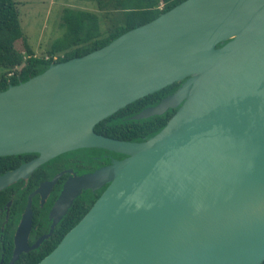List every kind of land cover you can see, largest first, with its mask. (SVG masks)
<instances>
[{"label":"water","instance_id":"water-1","mask_svg":"<svg viewBox=\"0 0 264 264\" xmlns=\"http://www.w3.org/2000/svg\"><path fill=\"white\" fill-rule=\"evenodd\" d=\"M175 82L182 83L174 93L131 117L176 109L155 135L128 142L94 131ZM79 149L123 158L69 178L52 207L49 233L31 247L29 196L11 264L49 238L83 190L104 185L37 264H261L264 0H184L99 49L0 91V157L38 155L0 175V190Z\"/></svg>","mask_w":264,"mask_h":264},{"label":"trees","instance_id":"trees-1","mask_svg":"<svg viewBox=\"0 0 264 264\" xmlns=\"http://www.w3.org/2000/svg\"><path fill=\"white\" fill-rule=\"evenodd\" d=\"M103 6L113 5L118 14L111 21L109 28L102 32L98 17L85 11H66L64 23L67 25V35L61 40L47 57H37L23 38L20 26L19 12L15 0H0V91L9 85L19 82L43 72L50 64L64 62L74 57H80L99 49L122 33L138 27L157 18L161 13L184 0H95ZM162 5L161 8L159 6ZM72 37L71 39L69 38ZM22 39L24 53L15 47V42ZM220 45H217L219 47ZM64 52L62 56L54 59L55 54ZM182 82H175L165 88L136 100L120 109L113 115L102 120L94 127V131L102 136L128 142H141L160 131L175 113V109H169L162 115H155L145 119H131L146 107L155 106L164 97L174 93ZM109 153L101 149H79L65 153L36 170L28 179L36 180L38 172H43L44 167L48 171H54L71 166L83 164L85 169H91L96 164H104L106 161H95L92 157L97 153ZM27 154L0 157V174L17 166ZM43 169V170H41ZM41 170V171H40ZM46 171V170H45ZM46 171L47 177L50 173ZM25 193H16L14 202L25 199ZM88 191L78 197L69 209L64 219L58 225L52 235L44 240L35 250L22 254L15 264H37L44 256L51 252L64 234L70 230L90 209L99 197ZM8 199L5 191H0V207ZM67 224V226H65ZM264 264V261L261 263Z\"/></svg>","mask_w":264,"mask_h":264},{"label":"flooded vegetation","instance_id":"flooded-vegetation-1","mask_svg":"<svg viewBox=\"0 0 264 264\" xmlns=\"http://www.w3.org/2000/svg\"><path fill=\"white\" fill-rule=\"evenodd\" d=\"M37 156H38L37 154H27L26 157L21 159L20 163L17 166H15L10 170L4 171L2 174L17 169L21 165L32 161ZM92 158L98 162H101L102 160H105L106 162L104 164H96L91 169H85V166L83 164L76 163L71 166H66L64 168H61L56 172H54L55 170L48 171L47 168L44 167L43 169H45L50 173L51 175L50 178H46L47 177L46 171L41 169L43 170V172L37 173L35 177L36 180L29 182L28 181L29 177L36 170L40 169L45 164L51 162L53 160L51 159L48 162L36 168L30 175H28L27 178L20 179L0 190V191H5L6 196H8V199L0 207V264H11V260L13 258L15 251V236L18 233L19 227L21 226L22 218L26 211L29 196H31V202H30L31 218H30V226L27 231V247H31L38 238L47 235L49 233L53 222V219L50 216L52 207L57 201L58 197L60 196L61 191L63 189V185L69 178H73L85 173L93 172L98 168L110 164L113 159H122L123 155L112 152L109 153L98 152ZM59 173H61V176L58 178V180L54 183L52 187L46 189L42 187L44 184L48 183L55 175ZM106 186L107 185H104L100 189L96 190L94 193L93 192L91 193L95 194L98 191L100 195L103 192V190L106 188ZM88 191L90 190L87 191L83 190L78 197L82 196ZM25 192L26 195L24 200L20 198L19 202H14L16 193H25ZM78 197H76L74 201ZM73 204L71 205V207L73 206ZM70 208H68L66 213L55 224L52 233L54 232L55 228L58 225H60V223L62 222V220L64 219L65 215L67 214ZM65 226H67V224ZM32 250L35 249H28L26 251H21L18 255V258L13 262V264H15V262L20 258L22 254H26Z\"/></svg>","mask_w":264,"mask_h":264},{"label":"rangeland","instance_id":"rangeland-1","mask_svg":"<svg viewBox=\"0 0 264 264\" xmlns=\"http://www.w3.org/2000/svg\"><path fill=\"white\" fill-rule=\"evenodd\" d=\"M15 2L23 38L35 56L44 58L67 35L68 29L64 23L66 11H85L95 14L102 32L109 28L111 21L118 14L112 4L101 8L95 0H15ZM161 7L162 5L159 6ZM15 47L24 53L22 39L15 42ZM63 54L64 52L58 51L54 59Z\"/></svg>","mask_w":264,"mask_h":264},{"label":"bare ground","instance_id":"bare-ground-1","mask_svg":"<svg viewBox=\"0 0 264 264\" xmlns=\"http://www.w3.org/2000/svg\"><path fill=\"white\" fill-rule=\"evenodd\" d=\"M50 92H51V90L50 89H47V90H45V91H43V92H41V96H42V98H41V100H38L37 101V105L40 107V108H42L43 106H44V103H45V101H46V98H47V96L50 94ZM39 108H37V110H38ZM262 200H264V198H262ZM223 214H224V211L222 212V216H223ZM241 216H243V218H244V222L246 221V217L243 215V214H241ZM194 225V223L192 222L191 223V225ZM204 235V234H203ZM202 235V236H203ZM201 236V237H202ZM198 237H199V235H198Z\"/></svg>","mask_w":264,"mask_h":264}]
</instances>
